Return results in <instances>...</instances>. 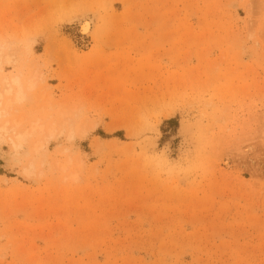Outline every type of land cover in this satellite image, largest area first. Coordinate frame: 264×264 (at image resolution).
Returning <instances> with one entry per match:
<instances>
[{"label": "rangeland", "instance_id": "rangeland-1", "mask_svg": "<svg viewBox=\"0 0 264 264\" xmlns=\"http://www.w3.org/2000/svg\"><path fill=\"white\" fill-rule=\"evenodd\" d=\"M0 52V264H264V0H0Z\"/></svg>", "mask_w": 264, "mask_h": 264}, {"label": "bare ground", "instance_id": "bare-ground-1", "mask_svg": "<svg viewBox=\"0 0 264 264\" xmlns=\"http://www.w3.org/2000/svg\"><path fill=\"white\" fill-rule=\"evenodd\" d=\"M93 22H94L93 18L90 16H85L80 20L79 32H78L79 35L78 36H80L79 38H80L81 42L85 43L86 38H88L91 35L92 28H93ZM4 58L5 57L0 52V66L3 62L4 63H10L12 61V59L10 57L5 58V59ZM3 81H4L3 84L8 85L9 87H7V89L3 93H0V99H2L4 95L13 94L15 92L13 88H16V92H15L16 102L19 103V102H23L25 100L26 88H24V85H23L22 81L19 79V77H14L12 79H9L8 77H6ZM30 87H32V85H30ZM10 105H11V103H8L5 106V109L0 110V117L3 115L4 112L5 113L7 112V109L10 108ZM2 107H3V105L0 102V109ZM40 129H41V131H43L42 128H40ZM35 130L36 129L33 128V131H35ZM4 134L13 135L12 136V142L14 143L15 146H18V145L20 146L22 143L27 142L32 136V133H28L25 131H24V133H21V132H18V130H16V128L9 130L7 125H5L4 127H0V140L4 136ZM242 153H243V151H242Z\"/></svg>", "mask_w": 264, "mask_h": 264}]
</instances>
